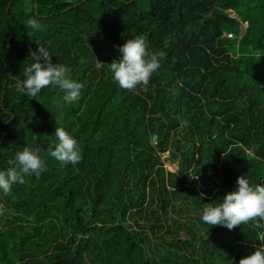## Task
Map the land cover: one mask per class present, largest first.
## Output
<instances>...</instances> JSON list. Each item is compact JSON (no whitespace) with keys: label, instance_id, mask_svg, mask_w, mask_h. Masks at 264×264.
I'll list each match as a JSON object with an SVG mask.
<instances>
[{"label":"trees","instance_id":"trees-1","mask_svg":"<svg viewBox=\"0 0 264 264\" xmlns=\"http://www.w3.org/2000/svg\"><path fill=\"white\" fill-rule=\"evenodd\" d=\"M137 35L166 55L128 91L109 65ZM37 44L84 84L78 101L17 90ZM56 127L78 164L48 156ZM29 145L47 170L0 192V264H238L264 228L200 217L238 176L264 184V0H0V170Z\"/></svg>","mask_w":264,"mask_h":264},{"label":"clouds","instance_id":"clouds-1","mask_svg":"<svg viewBox=\"0 0 264 264\" xmlns=\"http://www.w3.org/2000/svg\"><path fill=\"white\" fill-rule=\"evenodd\" d=\"M32 7L38 8L39 5L32 4ZM26 26L36 31L43 30L35 17L29 18ZM147 39L145 35H137L117 46L121 57L113 60L109 68L113 80L121 89L134 91L137 86H147L153 74L161 67L160 61L166 54L164 51H150ZM29 56L32 62L24 70L25 78L16 82L17 90L29 97H36L43 88L53 85L63 92L65 103H74L80 99L84 84L71 78L69 67L54 64L53 56L43 44H37L35 51L30 49ZM54 135L57 142L54 147L49 146L48 156L61 164H78L82 155L77 140L61 127L55 128ZM40 152L39 147L30 145L17 151L14 159L8 160L9 167L0 170V192L8 195L12 185L25 183V176L35 175L39 178L47 170L46 161ZM5 211L12 210L0 205V215ZM200 218L207 225L224 226L228 230L250 222L255 228H264V184L252 186L245 176H238L235 190L225 193L222 202L218 204L204 203ZM260 239L264 241V235ZM238 264H264V246L256 247L249 255L242 257Z\"/></svg>","mask_w":264,"mask_h":264},{"label":"rangeland","instance_id":"rangeland-1","mask_svg":"<svg viewBox=\"0 0 264 264\" xmlns=\"http://www.w3.org/2000/svg\"><path fill=\"white\" fill-rule=\"evenodd\" d=\"M244 26H242L241 24L238 25V28H243ZM162 159H163V162H164V166L169 169L170 171H175L176 168H177V165L175 163H172L170 162L168 159H167V152H164L162 154Z\"/></svg>","mask_w":264,"mask_h":264},{"label":"water","instance_id":"water-1","mask_svg":"<svg viewBox=\"0 0 264 264\" xmlns=\"http://www.w3.org/2000/svg\"><path fill=\"white\" fill-rule=\"evenodd\" d=\"M154 138H155V135H153L152 139L154 140Z\"/></svg>","mask_w":264,"mask_h":264},{"label":"built area","instance_id":"built-area-1","mask_svg":"<svg viewBox=\"0 0 264 264\" xmlns=\"http://www.w3.org/2000/svg\"><path fill=\"white\" fill-rule=\"evenodd\" d=\"M228 35H230V34H228Z\"/></svg>","mask_w":264,"mask_h":264}]
</instances>
